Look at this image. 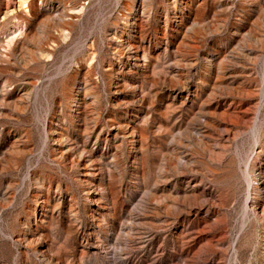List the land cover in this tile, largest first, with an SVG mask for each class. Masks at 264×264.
Returning <instances> with one entry per match:
<instances>
[{"label": "rangeland", "instance_id": "rangeland-1", "mask_svg": "<svg viewBox=\"0 0 264 264\" xmlns=\"http://www.w3.org/2000/svg\"><path fill=\"white\" fill-rule=\"evenodd\" d=\"M129 3L0 0V264H264V0Z\"/></svg>", "mask_w": 264, "mask_h": 264}, {"label": "bare ground", "instance_id": "bare-ground-1", "mask_svg": "<svg viewBox=\"0 0 264 264\" xmlns=\"http://www.w3.org/2000/svg\"><path fill=\"white\" fill-rule=\"evenodd\" d=\"M135 1H136V0H130V3H129L128 5L134 8V7H135V4H134ZM11 43H13V42L10 41V42L8 43V46H10ZM252 174H253V172H252ZM259 187H260V186H259ZM258 198H260V197H258ZM263 198H264V197H263Z\"/></svg>", "mask_w": 264, "mask_h": 264}]
</instances>
